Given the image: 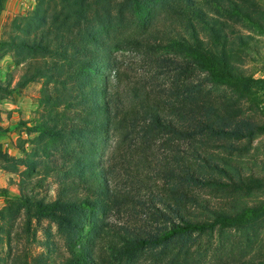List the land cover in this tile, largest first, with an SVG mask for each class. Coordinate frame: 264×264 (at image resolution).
Instances as JSON below:
<instances>
[{"label": "trees", "instance_id": "16d2710c", "mask_svg": "<svg viewBox=\"0 0 264 264\" xmlns=\"http://www.w3.org/2000/svg\"><path fill=\"white\" fill-rule=\"evenodd\" d=\"M211 2L215 15L202 0H37L13 19L0 51L24 70L14 87L10 78L0 91L8 95L42 81L39 116L28 127L38 146L26 157L0 146L2 167L25 166L26 177L56 173L60 186L55 199H35L32 182L22 180L21 196L9 200L17 207L11 229L18 220L21 227L10 237L8 264H30L27 242L20 240H34V217L80 233L86 222L78 218L93 210L119 221L94 218L88 225L95 244L82 242L41 264L109 263L104 246L116 258L131 256L130 247L192 244L195 234L217 227L223 236L240 230L249 245L255 242L264 219V176L245 155L264 133V120L238 102L264 79L236 64L250 40L231 34L222 15H239L261 31L264 22L251 0ZM110 27L134 35L112 40ZM126 50L142 55L146 72L125 69L117 51ZM206 80L236 89L238 102L206 96ZM205 187L228 193L215 205L194 190Z\"/></svg>", "mask_w": 264, "mask_h": 264}, {"label": "rangeland", "instance_id": "374dc122", "mask_svg": "<svg viewBox=\"0 0 264 264\" xmlns=\"http://www.w3.org/2000/svg\"><path fill=\"white\" fill-rule=\"evenodd\" d=\"M202 1L206 3V6L211 7L209 11L215 15V3L211 2L210 4L209 0ZM251 1L257 5L255 13L260 11L264 22V0ZM36 2L37 0H0V40L9 36L12 31L13 19L29 13L35 7ZM113 2L115 4L116 0ZM116 12L114 11V13ZM222 17L232 27L231 34L233 33L236 37L243 35L250 40V47L242 53L241 60L236 64L254 78L264 79V31L239 15L223 14ZM111 28H109V39L113 37L112 40H118L126 36L128 32V34L134 35L130 28L125 27L114 32ZM1 53L0 51V83L5 86L8 79L11 78L10 86L14 87L23 73V65L16 66L13 63L8 65L6 60L9 58L10 61L12 55L7 53L2 56ZM118 53L124 62L125 69L129 68V72L132 74L136 75L137 72L140 74L146 70L141 63V54L130 50L117 51ZM201 75L203 76L205 73ZM203 84L204 94L218 102L235 104L238 102L236 98H240L236 89L228 84H218L207 80ZM41 87L42 81H37L17 87L8 95L0 91V146L3 152L17 157H26L37 149L38 145L34 141L37 135L35 132L30 133L28 127L32 126L39 116ZM238 104L249 107L252 111L245 108V113L252 117L256 116L254 118L257 121L264 120V85L260 88L256 87L249 99L240 98ZM221 152L224 155L227 154L226 151ZM245 162L249 165L253 164V170L257 175L264 176V133L260 134L253 142L245 155ZM3 164L5 163L0 158V188H7L9 194L4 196L0 193V211L3 212V215L0 214V236L2 237L0 239V264H8L10 237H13L17 228L20 230L21 227L20 220H18L14 228L11 229L17 207L10 206L9 200L21 196L24 189L22 181L24 178H27L25 179L27 182H32L31 193H34L35 199H55L60 186V177L56 173L30 174L26 177L27 168L25 166H20L18 170L13 171L3 168ZM245 172L248 173L250 170H245ZM38 178H41V181H38ZM194 190L215 205L221 204L222 194L228 193V191H221L217 187L195 188ZM258 196L263 197L261 193ZM250 202L252 203L253 200ZM18 212H22V208H19ZM94 218L119 221L118 215L111 213L107 219L106 214L102 211L93 210L78 218L81 222H86V225L84 230L77 233L72 230H63L60 223L53 218L34 217L32 220V231H34L32 238L34 240L28 241L25 237L20 240L21 236L16 240L22 241L21 243L27 242L30 264H41L50 256H56L61 252L68 254L72 248L79 249L84 244L82 242L95 244L96 240L92 241L93 235H91L88 225ZM137 218L138 222L142 223V217L138 216ZM226 231L225 236L221 234V229L218 227L195 234L193 243L187 245H184L183 241L177 243L158 242L150 244L141 252L137 251L138 248L130 247L132 249H130L131 256L125 253L116 258L105 246L102 250L103 253L100 249L98 252L107 256L109 263L105 262L104 264H237L249 261L257 263L264 260V219L259 234L251 245L248 244L246 236L240 230L227 229ZM15 242L17 243V241ZM98 243L95 248H99Z\"/></svg>", "mask_w": 264, "mask_h": 264}, {"label": "crops", "instance_id": "0c3cea01", "mask_svg": "<svg viewBox=\"0 0 264 264\" xmlns=\"http://www.w3.org/2000/svg\"><path fill=\"white\" fill-rule=\"evenodd\" d=\"M8 58V57H7ZM7 61V63H8V65H10V64H14L15 65V63H14V61H13V58H11L10 59V61H9V58L6 60ZM23 65V64H22ZM22 75V74H21Z\"/></svg>", "mask_w": 264, "mask_h": 264}]
</instances>
